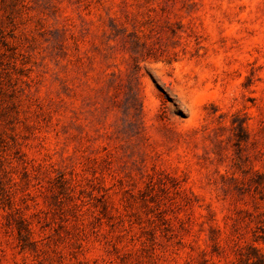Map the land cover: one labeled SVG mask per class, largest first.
Wrapping results in <instances>:
<instances>
[{
	"label": "rangeland",
	"instance_id": "obj_1",
	"mask_svg": "<svg viewBox=\"0 0 264 264\" xmlns=\"http://www.w3.org/2000/svg\"><path fill=\"white\" fill-rule=\"evenodd\" d=\"M0 264H264V0H0Z\"/></svg>",
	"mask_w": 264,
	"mask_h": 264
}]
</instances>
